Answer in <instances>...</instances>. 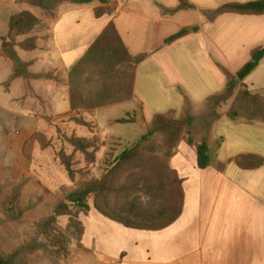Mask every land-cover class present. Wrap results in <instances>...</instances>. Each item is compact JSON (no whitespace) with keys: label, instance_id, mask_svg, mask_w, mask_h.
Returning a JSON list of instances; mask_svg holds the SVG:
<instances>
[{"label":"crops","instance_id":"0c3cea01","mask_svg":"<svg viewBox=\"0 0 264 264\" xmlns=\"http://www.w3.org/2000/svg\"><path fill=\"white\" fill-rule=\"evenodd\" d=\"M107 1L61 4L53 18L31 33L37 38L36 48H17L31 73H48L51 78H32L29 88L23 78H15L5 86L13 67L0 55V73L6 74L0 82L4 93L10 95L14 86L20 91L7 103L12 109L6 111L8 118L75 115L77 111L70 107L69 71L109 22L132 56L143 55L134 69L133 97L111 105L129 103L126 112L140 107L143 122L167 111L178 117L185 99L198 109L208 96L225 87L220 66L235 73L254 48L264 46V14L207 16L225 4L254 0H182L186 3L182 8H178L180 0ZM103 5H113L114 10L97 17L95 9ZM30 9L17 0H0V36L7 34L12 12ZM190 27L196 29L169 40ZM242 81L251 93L264 98V57ZM30 88L41 101L30 94ZM233 100L232 96L219 112L209 136V142L215 143L209 144L215 159L223 165L221 170L215 165L197 168L196 146L186 138L173 150L169 164L181 178L183 190L176 220L160 230H138L91 209L81 218L82 245L88 248L86 243L94 241L96 249L106 254L111 247L118 263L264 264V123L228 118L225 112ZM15 102L22 110L19 113ZM12 138L0 127V143L7 153ZM241 155L262 162L241 167L234 160Z\"/></svg>","mask_w":264,"mask_h":264},{"label":"trees","instance_id":"16d2710c","mask_svg":"<svg viewBox=\"0 0 264 264\" xmlns=\"http://www.w3.org/2000/svg\"><path fill=\"white\" fill-rule=\"evenodd\" d=\"M92 0H17V3L27 4L52 13L58 4L70 2L75 4L88 3ZM107 4V0H101ZM186 6L180 0L178 8ZM113 5H103L95 9V15L100 17L113 12ZM48 13V14H49ZM223 13H238L246 15L264 14V0H254L244 3L225 4L207 16L213 19ZM40 23L39 18L28 10L14 11L8 19V32L0 36V55L12 63V73L5 82L7 86L15 78H23L27 83L32 78H51V74H33L29 64L20 59L17 48L33 50L37 38L30 33ZM195 27L183 28L169 40L195 30ZM18 37H22L18 39ZM264 57V46L254 48L249 59L235 73L225 68L221 70L225 76V87L217 93L208 96L199 112L194 111L192 104L185 99L184 107L177 117L173 111L153 115L145 132L131 146L124 147L119 153L108 160L107 168L99 178H92L64 192L54 205L51 214L35 222V230L30 240L15 247L10 252L0 249V264H27L25 253L44 251L57 258H67L68 243L76 239L81 246L84 232L82 217L91 209L97 210L103 216L116 221L127 228L138 230H160L177 219L182 209V180L178 173L170 167L168 159L173 154L181 139L185 136L190 145L196 146V166L199 169L215 165L219 170L222 164L217 163L213 150L209 146V136L213 124L221 114L216 108L227 103L233 96L225 114L228 118H245L264 123V98L251 93L243 83V79L253 71ZM143 59V55L132 56L125 47L113 22H109L98 37L92 42L85 54L69 71V92L71 110L77 111L70 120L77 125L90 126L80 110L99 108L106 105L129 100L133 97V79L135 65ZM30 94L41 99L29 89ZM136 112H127L125 116L115 119L117 123L136 122ZM39 130L29 138H38ZM161 137L162 143L157 145L156 138ZM27 140V139H26ZM23 142L22 153L27 154ZM58 145L55 147V158L64 168L68 177L74 178L75 169L73 152H80L89 161L95 159L96 141L74 133L67 134L59 130ZM28 145V144H27ZM46 145H44L45 147ZM162 156L157 155V150ZM28 152V151H27ZM146 159L151 167H146L141 174L134 170L142 169L133 166L137 161ZM241 167H251L262 162L255 156L241 155L234 159ZM161 172H157V169ZM151 170L150 172H148ZM163 171L165 177H163ZM141 186V188H140ZM20 188V187H19ZM144 189L150 197L159 193L160 204L141 202L134 194ZM19 191L6 203L0 202V210L8 221L22 218L24 209H18L16 200ZM60 216L67 217L64 229L57 226ZM3 222L0 219V223Z\"/></svg>","mask_w":264,"mask_h":264},{"label":"rangeland","instance_id":"374dc122","mask_svg":"<svg viewBox=\"0 0 264 264\" xmlns=\"http://www.w3.org/2000/svg\"><path fill=\"white\" fill-rule=\"evenodd\" d=\"M61 4H58L51 14L40 8L30 6L32 9L28 11L40 20V23L33 30L42 28L49 18H53ZM20 38L18 37V39ZM5 63L10 64V60L5 59ZM5 78L6 74L1 72L0 82ZM16 93H20L16 86L12 88L10 95H7L0 85V106H2L0 127L4 128L8 135L13 137L9 141L10 149L8 153L5 152L7 150L0 143V202L6 203L12 197L13 191L17 189L19 196L16 200V206L18 209H24L25 213L19 220L8 221L0 210V219L3 220L0 223V249L3 252H10L15 247L27 243L34 234L35 222L51 214L54 205L63 197L64 192L75 188L84 181L102 176L107 168V159L110 160L124 147L131 146L136 142L141 134L145 132L144 127H146V124L149 123L145 120L143 122L140 116V107L135 110L136 122L117 123L115 119L125 116L126 111L130 110L128 109L129 103L106 105V107L86 110L82 116L90 123V126L77 125L70 120V116L54 119L45 116L43 119H39L33 115L26 117L18 115L17 118L11 119L6 116V111L12 110L7 103ZM14 105L16 112L22 111L18 102H15ZM226 105L227 103L221 104L216 108V111L223 112ZM201 107L197 109V107L192 106L191 109L199 112L202 110ZM35 130H39L40 136L26 140L24 147L27 154L25 155L21 152V146H23L21 140ZM59 130L96 141L97 148L93 161H89L80 152H73L75 169L73 179L68 177L64 168L54 156L55 147L59 142ZM161 143V137H157L156 144ZM209 144L211 147L215 146L214 141H210ZM44 145L46 146L44 147ZM157 155L163 157L160 149L157 150ZM169 160L170 158L167 161L168 164ZM133 166L142 167V169L138 170L137 167V170H134L141 174V171L145 173L147 166L151 167V162L142 159L135 162ZM157 172L158 174L161 172L159 168ZM163 177H165L164 171ZM133 195L141 202H150L155 206L160 204L159 193H152L149 197L142 189L131 196ZM67 220L66 216H60L57 226L64 229ZM86 245L88 248L82 244L80 246L77 240L73 239L67 245L69 250L67 258H57L44 251H36L33 253L26 252L24 260L27 264H133L127 261L118 263V258L113 256L114 252L111 247L108 249L109 253L106 254L96 249L94 241H90V244L86 243Z\"/></svg>","mask_w":264,"mask_h":264}]
</instances>
